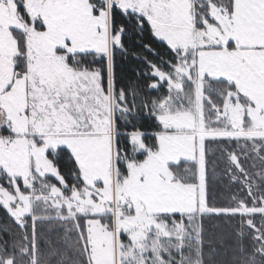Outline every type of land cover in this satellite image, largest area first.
I'll return each mask as SVG.
<instances>
[{
	"label": "snow or ice",
	"instance_id": "snow-or-ice-1",
	"mask_svg": "<svg viewBox=\"0 0 264 264\" xmlns=\"http://www.w3.org/2000/svg\"><path fill=\"white\" fill-rule=\"evenodd\" d=\"M0 213V264H264V0H0Z\"/></svg>",
	"mask_w": 264,
	"mask_h": 264
},
{
	"label": "trees",
	"instance_id": "trees-1",
	"mask_svg": "<svg viewBox=\"0 0 264 264\" xmlns=\"http://www.w3.org/2000/svg\"><path fill=\"white\" fill-rule=\"evenodd\" d=\"M227 182H226V180H223V178H222V180H221V182H219L218 184H217V196H218V201L220 202V203H223L224 202V199H225V197H227L229 194H230V191H229V189L227 188ZM237 191V189H235V188H232L231 189V192H236ZM0 217H2V213H0ZM3 222V220L2 219H0V223H2Z\"/></svg>",
	"mask_w": 264,
	"mask_h": 264
},
{
	"label": "rangeland",
	"instance_id": "rangeland-1",
	"mask_svg": "<svg viewBox=\"0 0 264 264\" xmlns=\"http://www.w3.org/2000/svg\"><path fill=\"white\" fill-rule=\"evenodd\" d=\"M222 168H223V164H220V165H219V168H218V172H219V170L222 169Z\"/></svg>",
	"mask_w": 264,
	"mask_h": 264
}]
</instances>
